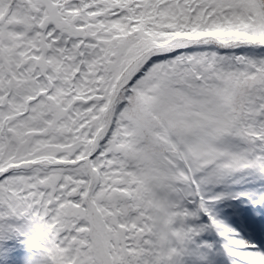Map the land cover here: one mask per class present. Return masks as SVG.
<instances>
[{"label":"snow or ice","instance_id":"6c2138e0","mask_svg":"<svg viewBox=\"0 0 264 264\" xmlns=\"http://www.w3.org/2000/svg\"><path fill=\"white\" fill-rule=\"evenodd\" d=\"M0 264H264V0H0Z\"/></svg>","mask_w":264,"mask_h":264}]
</instances>
